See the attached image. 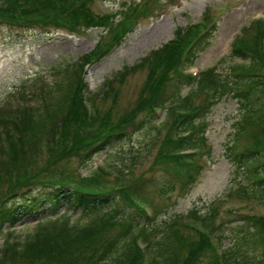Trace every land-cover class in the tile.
Masks as SVG:
<instances>
[{
    "label": "trees",
    "instance_id": "trees-1",
    "mask_svg": "<svg viewBox=\"0 0 264 264\" xmlns=\"http://www.w3.org/2000/svg\"><path fill=\"white\" fill-rule=\"evenodd\" d=\"M92 3L93 0H0V26L55 28L70 32L103 28L107 31L91 54L80 57L77 62L56 66L52 85L39 74L30 80L33 92L22 90L21 96L26 95V101L44 99L43 105L40 102V105L22 106L17 111L8 109L7 113L0 114V126L7 136L6 145L0 148V180L9 179L12 183L5 198L11 199L10 204L0 203V233L7 226L15 228L25 217H43L33 236L26 240L9 236L4 241L0 263L202 264L207 259L212 264H264V217H244L250 222V229L238 230L237 238L224 251L221 262L216 247L206 234L199 236L187 222L193 219L205 227L215 228L218 213L214 205L205 215L192 210L187 216L158 225L156 221L149 223L146 215L138 210H125L123 198L115 191H103L102 185L93 180L101 181L103 175L80 180L78 186L72 178L69 180L64 176L49 182L36 181L28 177V169L20 167L32 146L51 133L55 136V131L59 133L56 139L59 153H67L68 157L82 153L81 162H90L107 147L117 146L147 126L156 128L158 120L154 112L160 108L166 110L164 127L170 125L168 138L158 149L157 166L161 173L156 178L153 176V180L143 181L134 193L146 197L150 188L159 195L168 196L176 187L194 184L203 170L197 156H187L183 152L190 148L201 152L206 149V117L212 108V105H206L207 96L213 94L220 100L230 94L239 99L242 107L241 119L235 124L236 139L230 150L236 151L235 143L241 139L248 140L245 149L234 155L236 167L244 171L251 182V188L241 189L242 195L264 200V151L259 148H264V22L252 24V35L235 39L232 56L241 62L230 66L228 76L224 77L217 73V68H212L202 72L196 83L191 81L190 75L184 74V68L186 63L193 64L211 45L212 35L209 32L207 37L200 36L205 26L176 31L175 40L150 52L137 65L125 68L129 75L141 69L148 73L136 109L119 118L104 119L96 109L94 115L88 113L86 105L88 102L94 105L95 99L91 96L96 95L89 91L84 80V67L100 61L118 46L140 17L131 13L138 12L134 8L123 12L122 19L115 21L113 15L97 14ZM209 19L205 17L207 24ZM185 87H190V91L183 97L180 94ZM200 96L205 97L206 102L203 98L204 101L198 103ZM186 131H191L189 137H183ZM20 152L22 156H19ZM202 155L198 156L202 158ZM15 166L25 176L12 178ZM1 168L5 169L4 177ZM62 202L68 209L91 217L89 222L71 225L57 218L55 222L50 221L47 213L56 215ZM115 218L117 220L113 221ZM141 237L148 244L145 250L137 243ZM250 248H254V252ZM183 250L188 253L182 258Z\"/></svg>",
    "mask_w": 264,
    "mask_h": 264
},
{
    "label": "rangeland",
    "instance_id": "rangeland-1",
    "mask_svg": "<svg viewBox=\"0 0 264 264\" xmlns=\"http://www.w3.org/2000/svg\"><path fill=\"white\" fill-rule=\"evenodd\" d=\"M99 1L102 2L100 10L107 12L121 11L124 3L135 4L141 0ZM160 3L156 4L157 7L152 12L154 18L141 20L121 46L102 61L85 67L84 80L90 92L96 95L91 96V99H95V106L90 102L86 105L89 114L94 115L98 110L99 115L103 114V118L107 119L111 116L115 119L135 110L141 97L140 93L145 89L148 73L141 69L129 75L126 74L125 68L134 66L151 51L169 42L174 38L175 31L199 22L207 8L216 17L217 30L213 35L211 46L199 55L194 62V68L188 72H204L217 68L218 74L228 76L230 66L241 62L232 56L234 39L246 34L252 35L254 33L251 28L252 21L264 19V0H160ZM103 31V29H91L71 35L59 30L46 32L39 29L25 30L0 26V114L7 113L8 109L17 111L22 106L32 104L36 106L40 105V102L42 104L44 99L40 98L26 101V95L21 96V91L33 92L34 88L30 80L38 74L47 79L48 85H52L53 69L64 62H77L80 57L91 52L99 42ZM189 91L190 88L186 87L180 95L185 97ZM202 100L203 96H200L197 101L200 103ZM241 109L239 99L229 94L220 99L209 111L206 117L205 150L210 151L211 158L197 183L186 190V194L182 196L180 192L174 190L167 197L159 195L150 188L147 189L146 194L159 211L158 225L165 224L164 222L171 217L187 215L194 209L205 215L214 205L218 213L215 228L223 226L220 227L218 234L223 239V248L227 249L234 243L239 229H250V222L245 220L246 217H264V200L242 195L241 189L251 188L249 187L251 182L245 177L244 171L236 167L237 163L234 159L236 152L245 149L248 140L241 139L235 143L236 151L230 150L236 139L235 124L241 119ZM158 117L156 128L147 126L117 146L107 147V150L98 153L86 163L80 160L82 153L68 157L67 153L61 154L57 151L56 139L59 138V133L55 131V136L51 133L43 141L32 146L28 155H24L26 160L22 161L20 167L22 170L28 169L26 174L36 181L49 182L64 176L69 180L72 178L71 181L76 185L80 184V180L94 178L96 174L103 175V180L93 179L94 182L101 184L103 191L110 193L115 191L117 196L123 198L122 202L125 201L124 204L128 205L129 192L138 188L143 181L153 180V176L156 178L161 173L157 166V158L160 156L158 149L160 143L167 140L170 125L168 123L164 127L166 110ZM88 131L94 132V130ZM6 138L5 131L0 126V148L6 145ZM259 148L264 151L262 146ZM22 155L23 153L20 152L19 156ZM4 168H1L3 177ZM18 175L23 177L25 173L21 174L16 167L15 176L12 178L16 179ZM11 184L9 179L0 180V203L10 204L11 199L5 198L10 193ZM175 184L177 186L176 182ZM66 206V203L62 202L59 212L54 216L49 211L47 216L51 218L50 221L55 222L57 218L71 225H84L89 222L91 217L82 215L81 211L68 209ZM42 219L28 216L19 222L15 230L5 228L0 234V251L9 236L19 240L33 236L41 225L38 222ZM194 238L197 240V236ZM249 250L254 252V248ZM186 253L183 250L181 257L186 256ZM18 264L25 263L18 262ZM202 264H212V262L206 259Z\"/></svg>",
    "mask_w": 264,
    "mask_h": 264
}]
</instances>
